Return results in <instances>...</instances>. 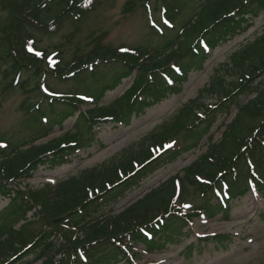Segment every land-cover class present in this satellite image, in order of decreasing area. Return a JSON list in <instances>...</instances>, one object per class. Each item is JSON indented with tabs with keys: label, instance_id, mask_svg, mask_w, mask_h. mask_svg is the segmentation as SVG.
<instances>
[{
	"label": "trees",
	"instance_id": "trees-1",
	"mask_svg": "<svg viewBox=\"0 0 264 264\" xmlns=\"http://www.w3.org/2000/svg\"><path fill=\"white\" fill-rule=\"evenodd\" d=\"M160 1L172 28L152 20L162 33L152 28L162 39L157 46L121 51L95 45L64 60L58 46L54 52L40 49L35 34L55 35L72 21L74 29L66 39L71 41L82 18L100 0H0V72L8 80L0 88V97L21 90L34 92L37 99L23 102L24 124L30 130L26 138L11 143L0 136V198L8 200L0 211V264L130 261L127 252L137 246L148 253L162 252L185 230L192 232L191 224L201 215H219L226 221L233 199L252 188L264 197V30L232 53L226 70L217 71L169 123L157 125L119 154L56 185L22 186L42 167L70 163L81 150L95 144L103 148L99 127L130 126L153 106L179 93L192 70L203 69L216 48L243 35L264 14V0ZM131 5L135 2H128L126 8ZM49 75L73 87L57 91L49 85ZM130 77L132 85L124 94L101 103ZM252 93L254 98L243 100ZM87 103L92 107L81 110ZM234 108L237 113L227 124ZM70 118H75L74 131L68 129L46 143H36L56 127L62 129ZM222 128L221 140L214 142L211 130ZM181 131H185L183 141L176 138ZM208 135L203 142L207 151L186 166L182 176L176 174L152 188L120 213H110L160 166ZM171 140L176 141L174 147L164 149ZM159 146L162 151L157 155L153 149ZM220 190L230 199L213 202ZM191 194L202 197L203 205L184 208ZM30 212L41 222L39 231L25 227ZM24 219L16 228V222ZM230 237L216 234L207 239L223 245Z\"/></svg>",
	"mask_w": 264,
	"mask_h": 264
},
{
	"label": "rangeland",
	"instance_id": "rangeland-1",
	"mask_svg": "<svg viewBox=\"0 0 264 264\" xmlns=\"http://www.w3.org/2000/svg\"><path fill=\"white\" fill-rule=\"evenodd\" d=\"M130 1H134L135 5H131V9H127V3ZM144 4V0H100L96 9L84 16L78 24L79 31L71 41L66 39L67 35L74 29V23L68 21L66 26L55 35L36 33L37 45L40 49H47L50 52L55 51V46H58L64 60H68L76 53L84 54L95 45L113 48L123 46L129 49L140 46L155 47L160 44L162 39L152 33V26ZM151 6L155 18H159L162 13V2L151 0ZM263 30L264 14L255 19L253 27L244 35L231 39L216 48L203 69L192 70L180 94L172 95L169 99L148 110L143 117L134 119L131 125L127 126L128 128L115 129L109 125L104 126L101 130L104 148L92 147L85 153H81V157L75 159L73 163L57 169L42 168L35 178L25 181L22 186L40 189L46 183L62 181L119 154L127 146L141 140L157 125L164 122L169 123L185 103L200 94L217 71L226 70V64L229 62L232 53L253 41L255 37L263 33ZM100 36L99 43L96 39ZM26 77L27 75L24 73L22 79L25 80ZM7 81L0 72V88ZM228 81H232V79H228ZM48 82L57 91L64 92L73 87L70 82H60L51 75L48 76ZM131 83L132 77L124 79L114 91L107 93L101 103L116 99ZM255 96V93L251 95V97ZM35 100L37 99L34 92L26 93L21 90H13L7 96L0 97V136L7 137L11 143L26 138L30 130L24 124L27 114L23 102ZM43 105L46 106L45 103ZM85 108H91V105H86ZM235 114L234 109L228 116L227 124L233 120ZM74 123L75 118H70L62 129L56 127L53 133L36 143H46L64 134L68 129L74 131L75 128L72 127ZM224 130L225 128H222L221 131L211 130V133L214 134V142L221 140ZM209 135L201 142L189 147V150L181 157L161 167L146 181L142 188L136 189L120 202L115 213L120 212L152 188L163 184L177 173L182 176L184 168L207 151V144L204 145L203 142ZM184 137L185 131H181L176 138L183 141ZM244 166L247 168L245 164ZM241 196V198L233 199L231 202L232 213L228 221H224L219 215L212 218L203 216L192 225L191 228L194 229L192 233L185 230V233L181 234L176 241L168 242L167 247L162 252L149 254L143 252V246H137L132 251L135 259L133 262L123 259L116 264H150L152 262L156 264H264V197L258 190L253 189L245 196ZM202 199L199 195L191 194L185 202L189 203V208H193L195 205H203ZM215 200L216 198L213 197V202ZM7 205L8 201L0 198V211ZM31 216L32 212L28 214V224L25 227L29 230L39 231L42 228L41 222H36ZM24 222L25 220L16 222L15 227L19 228ZM214 232L230 233L233 237L227 241V244L224 242L223 245L216 242H200L201 237ZM198 233L199 235H197ZM41 263L42 261H39L34 264Z\"/></svg>",
	"mask_w": 264,
	"mask_h": 264
},
{
	"label": "snow or ice",
	"instance_id": "snow-or-ice-1",
	"mask_svg": "<svg viewBox=\"0 0 264 264\" xmlns=\"http://www.w3.org/2000/svg\"><path fill=\"white\" fill-rule=\"evenodd\" d=\"M89 3H91V0H89ZM165 23H167V21H165ZM32 50H33V49L30 47V48H29V51H32ZM121 51H127V49H121ZM36 55H41V53L36 52ZM49 59H51V58L49 57ZM173 67L175 68V65H174ZM176 71L179 72L180 69H179V68H176ZM84 99H91V98H90V97H84ZM175 143H176V142L173 141L171 144L164 145L163 147H164V149H170V148H172V147L175 145ZM153 151H154L157 155H159L160 152L162 151V149H160V148H156V149H153ZM177 187H178V188L180 187L179 184L177 185ZM183 207H185V208H189L190 205L185 204V205H183ZM197 235H199V233H198Z\"/></svg>",
	"mask_w": 264,
	"mask_h": 264
}]
</instances>
